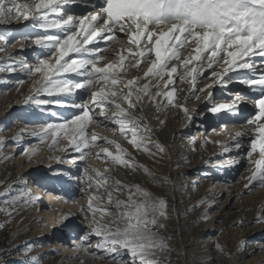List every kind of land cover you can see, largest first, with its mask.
<instances>
[{
  "label": "snow or ice",
  "instance_id": "snow-or-ice-1",
  "mask_svg": "<svg viewBox=\"0 0 264 264\" xmlns=\"http://www.w3.org/2000/svg\"><path fill=\"white\" fill-rule=\"evenodd\" d=\"M75 3L92 4V0H34L31 4H21L19 0H0V22L13 19L33 21L31 26L43 30L45 34L25 39L41 49L50 50L47 56L55 61L52 63L48 58H41L43 54H40L37 64L30 68L27 62L13 63L16 55L13 54L5 62L9 67L4 70L14 72L17 68L28 69L29 76L36 73L41 75L42 80L36 82L41 83L36 95L26 98L41 107V111H48V107L42 106H70L79 109L78 113L62 123L42 124L38 131L21 130L13 137L15 141L24 136L38 137L42 144L46 138H53V149L67 152V147L58 148L59 138H63L68 147L79 153L72 162L75 164L76 159L83 161L94 142L104 139L87 132L89 124L101 123L95 119V110L99 109L98 115L108 122L104 127L108 124L117 126L113 130H118L134 150L145 153L156 162L158 155L165 154L166 150L155 139L154 129L144 107H154L153 119L161 126L166 123L162 116L169 108L182 112L184 119L191 123L194 117L187 107L188 100H198L199 93L207 92L210 102L213 95L210 89L238 79L239 83L246 85L251 92L258 93V96L235 93V100L213 104L207 110L214 114L223 112L240 115V101H250L256 111L243 121L252 129V136L247 138L249 147L244 155L254 167L250 169L251 174L243 185L246 190L243 195L249 194L255 187L264 188V0H103L100 4H92L86 15L74 17L65 14L63 6ZM50 13L56 14L57 18L49 19ZM49 29H61L63 35L49 32ZM117 32L126 38V49L120 50L117 55L118 63L97 67V62L103 59L100 53L104 51L99 41H114L120 38ZM0 40L8 44L9 37L0 35ZM94 42L97 47H84ZM5 50L0 47V51ZM73 53H79L80 58L66 59ZM126 62L142 75L132 79H123L118 75L125 70ZM239 69H247L250 74L229 76L230 72ZM66 73H74L83 79L73 81L67 77L55 78ZM197 77H204V80L210 82L201 81V87ZM225 77H228L227 81ZM141 79L146 82L141 84ZM97 81L109 85L110 90L101 88L92 91L91 105L77 103L72 99L74 89L91 91ZM18 83L22 84L23 81ZM178 84L189 85L184 102L179 98V92L184 89L177 88ZM153 88L155 91H152ZM40 96L49 99H41ZM117 97L120 102L116 101ZM129 110L139 115L134 116ZM109 111L113 113L112 116L107 114ZM51 114L58 115L54 111ZM244 139L245 133H237L233 144L225 146L223 151L230 152L231 147L240 149ZM105 142L114 146L115 154L109 148H104L103 156L97 153V158L129 170L141 169L152 176L153 180L160 181L147 167L138 164L135 157L119 143L114 144L111 140ZM192 144L194 146V140ZM6 146L5 139L0 135V152ZM152 148L156 151H152ZM257 151L259 158L253 159ZM32 154L35 155V150ZM11 158L0 157V160ZM90 172L99 179V183L89 175ZM84 178L87 179L88 187L83 191L95 188L99 193L102 185L109 183L108 177L87 167L84 168ZM112 184L117 193L124 194L126 191L127 198L121 200L117 196L114 200L111 192L107 194L108 203H113V200L115 202L116 213L113 214L106 208L93 205L94 200L102 199L100 195L89 197L87 209L82 207L81 211L85 216L90 211L93 219L89 222L90 231L82 232L78 237L80 242L76 245L77 249L86 252L93 247L92 238L95 237L98 239L89 255L104 259L108 264H166V261L170 264L167 254L172 249L164 238L158 236L159 231L167 227L163 221L170 219L166 211V200L153 199L151 193L139 185L125 184L118 180ZM40 199L30 193L22 203L33 204ZM200 204L211 207L205 200ZM10 207L17 211L15 204ZM97 212L102 213L101 219L112 217L111 226L100 225L95 218ZM12 214V211L7 213L9 217ZM255 222H264V212ZM5 223H0V229L5 227ZM32 248L31 243H26L23 254L27 256ZM125 256L128 258L125 259ZM20 264H39V261L32 257L31 261L23 260Z\"/></svg>",
  "mask_w": 264,
  "mask_h": 264
},
{
  "label": "rangeland",
  "instance_id": "rangeland-1",
  "mask_svg": "<svg viewBox=\"0 0 264 264\" xmlns=\"http://www.w3.org/2000/svg\"><path fill=\"white\" fill-rule=\"evenodd\" d=\"M19 3L31 4L34 0H19ZM54 18L56 14L50 13L49 19ZM32 23L31 20L15 19L0 22V35L9 37L8 44L0 40V47L6 49L0 51V130L6 129L0 131V135L7 145L0 152V157H12L0 160V223L10 221L0 229V264H20L23 260L31 261L32 257H36L39 264H108L104 259L89 255L98 238H92L93 247L86 252L78 250L76 245L80 242L78 237L81 233L90 231L89 222L93 215L89 211L85 216L81 209H87L91 195L102 197L93 201L94 206L106 208L113 214L116 213L115 198H127L126 191L124 194L115 191L112 182L116 180L139 185L150 192L153 199L166 200V211L170 219L163 221L167 227L160 230L158 236L164 238L172 249L167 254L170 264H264V222H255L264 212V188L255 187L249 194L243 195L246 191L243 185L251 174L250 169L254 167L244 155L249 147L247 138L252 136V129L243 121L256 110L248 99L240 101V115L223 112L214 114L207 110L213 104L235 100V93L248 96H258V93L251 92L238 79L224 86L218 84L209 90L213 93L210 102L207 92L199 93L198 100L187 101L189 112L194 117L191 123L184 119L182 112L169 108L162 116L166 123L161 126L153 119L154 107L145 106L144 112L154 129V137L166 150L165 154L158 155L156 162L145 153L134 150L118 130H113L117 126L108 124L104 127L108 122L102 120L98 115L99 109H96L95 119L100 120L101 125L91 123L87 132L104 139L94 142L86 158L83 161L76 159L74 164L72 161L79 153L68 147L63 138H59L58 148L67 147V152L53 149V138H46L42 144L38 137L24 136L19 141L13 139L21 130L38 131L42 124L62 123L79 112V109L70 106H42L48 107V111H41V107L26 99L35 96L36 90L41 87V83H36L42 80L41 75L36 73L29 76L28 69L17 68L14 72L4 70L9 67L5 62L13 54H16L13 63L27 62L30 68L37 64L40 54H43L41 58L55 62L54 58L47 56L50 50L41 49L25 39L45 34L43 30L33 28ZM60 30L49 29V32L62 35ZM73 54L79 59V54ZM116 57L110 56L113 59L107 62L104 59L98 61L97 67L118 63ZM242 70L230 72L229 76L239 77ZM117 74L123 79L142 75L128 62L125 70ZM65 77L73 81L83 79L74 73L55 78ZM20 80L22 84L18 83ZM201 81L210 82L204 80V77H197L201 87ZM145 82L143 79L140 81L141 84ZM101 88L110 90L109 85L97 81L91 91L74 89L72 99L77 103L91 105V92ZM177 88L184 89L179 92L180 101L184 102L189 85L178 84ZM79 95H83L80 101ZM39 98L49 99L45 96ZM115 99L120 102L119 97ZM53 111L58 115L53 116ZM129 111L134 116L139 115ZM107 114L113 115L111 111ZM241 132L245 133L241 148L231 147L230 152H224L223 148L232 145L236 134ZM106 140L119 143L127 149L138 164L147 167L160 181L153 180L152 176L141 169L133 171L97 158V153L103 156L104 148H109L115 154L114 146H109ZM193 147L195 150H192ZM33 150L35 155L32 154ZM152 151L156 149L152 148ZM257 158L258 151L253 154V159ZM85 167L95 169L109 178V183L102 185L99 193L95 188L83 191L88 187L87 179L84 178ZM89 175L94 177L95 182H100L94 173L90 172ZM109 192L114 197L113 203H108ZM30 193L41 199L33 204L22 203ZM47 194L53 196L54 200L49 199ZM202 200L207 201L211 207L201 205ZM13 204L17 211L10 207ZM72 207L79 211L80 217H76ZM9 211L13 213L11 217L7 215ZM101 215L100 212L95 215L99 224L111 226L112 217L101 219ZM58 242L64 251L58 248ZM26 243L33 245L27 256L23 254Z\"/></svg>",
  "mask_w": 264,
  "mask_h": 264
},
{
  "label": "bare ground",
  "instance_id": "bare-ground-1",
  "mask_svg": "<svg viewBox=\"0 0 264 264\" xmlns=\"http://www.w3.org/2000/svg\"><path fill=\"white\" fill-rule=\"evenodd\" d=\"M103 2V0H92V4H100V3H102ZM92 4H89V3H75V4H68V5H64L63 6V9H64V13L65 14H71V15H73L74 17H79V16H81V15H86L87 14V11H89V10H91V8H92ZM57 18V17H56ZM60 32H61V30H60ZM60 34H62V32L60 33ZM63 35V34H62ZM117 36H120V33L119 32H117ZM126 45H127V41H126V38H124V37H122V36H120V38H118V39H115L114 41H107V42H105V41H103V40H101V41H99V46L100 47H103L104 48V51L103 52H101L100 54L103 56V59H104V61H108V60H110L111 58H110V56H112V55H118L119 54V52H120V50H122V49H126ZM84 47H86V48H89V49H92V48H95V47H97V44L94 42L93 44H90V45H84ZM127 52L125 51L124 52V54H126ZM77 54H79V53H77ZM87 55V54H86ZM75 56V54H71L69 57H66V59H72L73 57ZM78 56H80V54L78 55ZM76 57V56H75ZM74 57V58H75ZM80 58V57H79ZM102 59V60H103ZM113 59V58H112ZM111 59V60H112ZM255 59H259V57H255ZM111 62V61H110ZM257 67H259V65H257ZM243 71V73H249V70H247V69H243L242 70ZM250 74V73H249ZM73 77V76H72ZM77 77V76H76ZM75 77V78H76ZM84 91V90H83ZM85 92V91H84ZM80 94V93H79ZM78 99H79V101L80 100H82L83 99V95H79V97H78ZM101 125V124H100ZM61 163V162H60ZM47 166V165H46ZM70 181V180H69ZM84 181V180H83ZM82 181V182H83ZM85 182V181H84ZM75 183V182H74ZM83 184V183H82ZM78 185V184H77ZM76 188V187H75ZM44 195V194H43ZM46 196H48V198L49 199H51V200H54V197L53 196H51V195H49V194H47ZM68 196V195H67ZM47 198V199H48ZM73 204V203H72ZM72 206V205H71ZM68 207V206H67ZM62 208V207H61ZM72 211L74 212V214L76 215V217H80L81 215H80V213H79V211L76 209V208H74V207H72ZM47 215H49V214H47ZM48 217V216H47ZM66 231V230H65ZM50 238V237H49ZM58 244V248L60 247V249L62 250V251H64L65 249H64V247L62 246V245H59L60 244V242H58L57 243ZM72 246V245H71ZM59 249V250H60ZM66 255V254H65Z\"/></svg>",
  "mask_w": 264,
  "mask_h": 264
}]
</instances>
